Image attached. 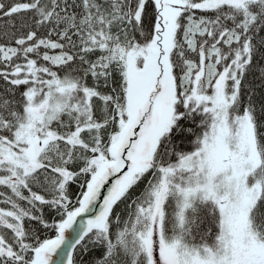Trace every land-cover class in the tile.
<instances>
[{"label": "snow or ice", "instance_id": "snow-or-ice-1", "mask_svg": "<svg viewBox=\"0 0 264 264\" xmlns=\"http://www.w3.org/2000/svg\"><path fill=\"white\" fill-rule=\"evenodd\" d=\"M0 264H264V0H0Z\"/></svg>", "mask_w": 264, "mask_h": 264}]
</instances>
